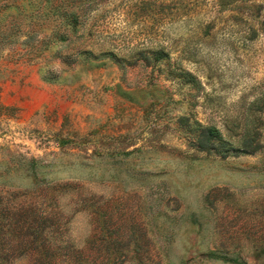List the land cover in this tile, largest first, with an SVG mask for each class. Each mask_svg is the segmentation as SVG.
I'll return each instance as SVG.
<instances>
[{
  "label": "rangeland",
  "instance_id": "rangeland-1",
  "mask_svg": "<svg viewBox=\"0 0 264 264\" xmlns=\"http://www.w3.org/2000/svg\"><path fill=\"white\" fill-rule=\"evenodd\" d=\"M0 191V264H264V0H0Z\"/></svg>",
  "mask_w": 264,
  "mask_h": 264
},
{
  "label": "trees",
  "instance_id": "trees-1",
  "mask_svg": "<svg viewBox=\"0 0 264 264\" xmlns=\"http://www.w3.org/2000/svg\"><path fill=\"white\" fill-rule=\"evenodd\" d=\"M208 134L212 136H219L220 132L214 127H209L207 129ZM16 197V195H11ZM10 200V196H7L3 192L0 191V259L6 260L11 253L9 251L4 250L3 243L5 238V228L8 226V230L12 238L24 237L34 238L35 230H34V221L29 222L27 218H25L21 213L11 211L7 209L5 203ZM25 230L24 234H21ZM236 264H250L248 262H241L239 260H233Z\"/></svg>",
  "mask_w": 264,
  "mask_h": 264
}]
</instances>
